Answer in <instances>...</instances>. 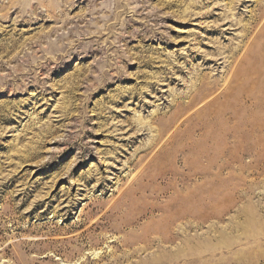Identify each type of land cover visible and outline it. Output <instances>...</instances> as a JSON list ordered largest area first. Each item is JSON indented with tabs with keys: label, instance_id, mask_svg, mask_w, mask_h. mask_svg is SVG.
Returning a JSON list of instances; mask_svg holds the SVG:
<instances>
[{
	"label": "rangeland",
	"instance_id": "rangeland-1",
	"mask_svg": "<svg viewBox=\"0 0 264 264\" xmlns=\"http://www.w3.org/2000/svg\"><path fill=\"white\" fill-rule=\"evenodd\" d=\"M0 264H264V0H0Z\"/></svg>",
	"mask_w": 264,
	"mask_h": 264
},
{
	"label": "bare ground",
	"instance_id": "bare-ground-1",
	"mask_svg": "<svg viewBox=\"0 0 264 264\" xmlns=\"http://www.w3.org/2000/svg\"><path fill=\"white\" fill-rule=\"evenodd\" d=\"M258 50H259V49H258ZM260 50H261V49H260ZM260 50H259V51H260ZM260 52H261V51H260ZM255 53H256V52H255ZM252 54H253V53H252ZM254 56H255V55H254ZM247 57H248V56H247ZM245 58H246V56H245ZM256 58H257V57H256ZM253 59H254V57H253ZM248 60H249V57L247 58V61H248ZM242 61H245V60L243 59ZM242 61H241V62H242ZM253 61H254V60H253ZM249 62H250V61H249ZM256 63H257V62H256ZM242 64H243V62H242ZM242 64H241V65H242ZM244 64H245V63H244ZM258 64H259V63H258ZM260 65H262V64H260ZM260 65H259V67H260ZM243 66H245V65H242V66H241V67H242L241 69H243ZM253 66H254V65H253ZM245 67H247V66H245ZM257 67H258V66H257ZM248 68H249V67H248ZM250 70H251V69H250ZM254 70H255V69H254ZM242 72H245V73H246V71H242ZM247 72H248V71H247ZM259 72H260V74H261V76H262V73H263V72H261V71H259ZM238 74H239V71L236 72V75H235V73H234L235 78L237 77ZM231 76H232V75H231ZM247 76H248V73H247ZM248 77H249V76H248ZM258 78H259V77H258ZM233 79H234V77H233ZM233 79H232V80H233ZM244 79H245V78H244ZM244 79H243V80H244ZM248 79H249V78H248ZM246 80H247V79H246ZM256 80H258V79H256ZM237 81H238V80H237ZM240 81H241V80H240ZM252 82H253V81H252ZM234 83H235V82H234ZM242 83H243V82H242ZM244 83H245V81H244ZM250 83H251V82H250ZM250 83H249V84H250ZM232 85H233V84H232ZM235 85L237 86L236 83H235ZM246 85H247V84H246ZM238 86H239V85H238ZM229 89H230V88H229ZM236 89H238V88L236 87ZM231 93H232V91H231ZM226 94H228V93H226ZM195 100H196V99H195ZM206 122H207V121H206ZM252 129H253V128H252ZM249 130H250V129H249ZM250 131H251V130H250ZM258 131H259V130H258ZM253 132H254V131H253ZM250 133H251V132H250ZM174 218H175V217H174ZM175 219H176V218H175ZM169 222H170V221H169Z\"/></svg>",
	"mask_w": 264,
	"mask_h": 264
}]
</instances>
